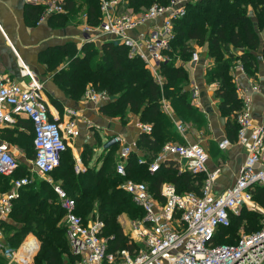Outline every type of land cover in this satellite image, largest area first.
Returning <instances> with one entry per match:
<instances>
[{"label":"trees","instance_id":"16d2710c","mask_svg":"<svg viewBox=\"0 0 264 264\" xmlns=\"http://www.w3.org/2000/svg\"><path fill=\"white\" fill-rule=\"evenodd\" d=\"M169 2L125 0L127 7L135 13L155 4L167 5ZM83 4L86 5V14L82 16L87 17L90 26H99L102 21L101 0H83ZM64 8L67 14L64 12L58 14L60 17L54 16L64 22L62 25L69 13L77 18L81 11L75 0H65ZM186 8V16L175 21V38L166 52L168 61L161 65L162 84L154 78L141 58L132 56L126 47L113 42H105L101 46L85 43L81 48L70 43L58 54H52L47 62L46 72H55V86L69 99L81 101L88 88L105 91L112 99L100 109L103 115L124 122L133 113L141 123L152 125V132L142 133L136 144L144 154V162L140 164V158L133 153L127 171L128 178L146 183L156 197H159L163 183L173 184L179 194H200L206 180L204 173L180 172L175 160L162 163L155 173L149 170L167 143H184L164 110V102L172 115L185 125L202 128L207 124L187 89L188 73L177 61H189L196 47L207 48L208 57L214 64L207 69L206 79L209 84L217 86L216 97L220 101L221 115L226 120L227 137L236 143L239 131L237 115L242 109V102L234 71L238 65H242L246 75L257 80L260 62L264 59V0H196L189 2ZM43 9L36 7L38 16ZM65 61L67 67L57 72ZM51 101L60 107L56 100ZM20 120L16 125L21 128L23 124L27 131H31L30 145L35 152L32 124L29 120V123ZM17 131L5 129L3 138L11 140L15 135L23 134V130ZM117 151L118 146H112L107 154L102 155L101 167L92 168L89 163L94 151L90 145H86L81 155L86 170L78 172L76 159L71 148H68L62 155L60 166L51 174L55 184H59L69 197L76 200L77 214L85 223L96 218L104 222V235L114 237V250L132 248L118 217L122 214L131 220L144 217L143 211L120 188L124 180L116 173ZM28 170L20 162L13 176L0 175L2 194L11 191L15 180L28 177ZM253 199L264 208V186L254 190ZM64 215L65 210L52 184L33 181L24 186L13 202L9 220H0L4 231L13 232L7 238L10 245L7 251L17 252L27 237L33 236L42 244L36 264L75 263L76 257L71 252L66 228L61 223ZM262 218L260 212L244 208L239 216L231 218L229 227L219 230L215 243L235 245L237 227L244 223L247 234L257 232L262 227ZM223 234H231L232 243L222 242L226 241Z\"/></svg>","mask_w":264,"mask_h":264},{"label":"built area","instance_id":"2783aa9c","mask_svg":"<svg viewBox=\"0 0 264 264\" xmlns=\"http://www.w3.org/2000/svg\"><path fill=\"white\" fill-rule=\"evenodd\" d=\"M25 1L42 6L46 15L65 11L61 1ZM193 1L196 0H170L167 5L155 4L135 13L127 7L125 0H101L102 21L97 27H85L86 42L123 45L132 56L141 58L154 78L162 84L160 69L168 61L166 52L175 38V21L186 16V6ZM146 25L148 30L140 32ZM15 54L23 75L22 81L9 75H0V175L13 176L20 167L19 159L2 138L1 132L15 126L20 119H27L33 127L36 152L30 164L31 170L41 176H51L60 166L63 153L80 137L79 112L66 109L63 119L51 118L45 82L16 50ZM189 61L190 64L199 63L200 53L195 51ZM240 72L246 75L242 65H238L234 71L238 96L242 102V109L237 115V141L233 143L225 136L218 147L225 152L237 144L245 150L246 159L235 184L223 193L215 194L213 189L222 168L209 170L210 155L199 142L167 143L149 170L155 173L162 163L175 158L183 163L184 170L206 175L201 193L179 194L173 184L163 183L159 197H156L146 183L128 178L127 164L138 149L136 143H127L119 134L105 141V152H109L112 146H118L116 173L124 180L120 188L144 213L142 219L129 222V243L132 248L114 250V237L104 235V222L96 219L85 223L77 214L76 200L69 197L52 178L48 179L65 210L61 223L66 228L69 244L76 257L75 264H264V208L253 199L254 190L264 186V125H255L252 116L253 94L263 90L254 79L251 80L250 91L239 84L237 74ZM192 96L193 99L197 98V90ZM85 98L93 103L112 99L107 92L93 88L88 90ZM163 105L176 131L184 136L185 124L172 115L165 102ZM140 130L150 134L152 125L141 123ZM143 162L140 158L139 163ZM31 182L29 177L17 179L11 191L0 197L1 221L9 218L13 202L19 197V190ZM244 208L263 214L261 229L243 234L235 245H217L215 240L219 230L229 227L231 218L239 216ZM2 234L0 226V236ZM32 238L38 245L31 257H18L28 238L17 252H10L17 263L30 264L33 260L39 241Z\"/></svg>","mask_w":264,"mask_h":264},{"label":"crops","instance_id":"0c3cea01","mask_svg":"<svg viewBox=\"0 0 264 264\" xmlns=\"http://www.w3.org/2000/svg\"><path fill=\"white\" fill-rule=\"evenodd\" d=\"M53 1H61L65 4V0ZM75 4L77 8L81 10L78 14L79 17L74 18L73 15L69 13L68 16H65L68 17L65 18V24L62 25L64 22L62 23L61 19L58 20L54 18L56 15L59 16L58 14L46 15L45 9H43V13L38 16L36 7H42L40 5L31 4L25 0H0V75H9L17 81H22L23 75L21 70H19V62L15 54L16 50L30 68L37 73L41 80L44 81L48 79L53 81L55 72H46V70H48L47 62L49 57L52 54H58L60 50H63V48L70 43L77 44L78 48H81L83 44L87 43L84 37V30L86 26L90 25L87 22V17L82 16V14H86V5L83 4V0H75ZM67 13L66 11L65 14ZM148 28V25H146L139 31L143 32L148 30ZM96 45L101 46L102 43H97ZM45 46L50 47L47 48ZM196 51L200 53L201 61L199 63L190 64V61L183 62L181 59L177 62L179 65H183L188 73L189 86L187 89L190 91L191 96L194 91L197 90V98L193 99V96L191 98L193 99L195 107L205 116L207 124L202 128H198L193 124H187L185 125L186 132L184 136L177 133L184 141V144L188 141L198 142V136L200 137V144L204 146L210 155L208 164L209 170L213 171L218 167L222 168L221 176L213 187L215 194H221L235 184L238 172L245 162L246 152L237 144L225 152L221 151L218 147L219 142L227 136V131L226 120L222 117L220 112V101L216 97L217 86L209 84L206 79L207 69L211 67L214 62L208 57L207 48L196 47ZM64 67H67V61L57 69V72ZM237 76L239 84L245 86L250 91L252 79L241 72L237 74ZM256 82L262 86L263 91L253 94L252 116L255 125L262 126L264 125V59L260 62L259 77ZM89 89L90 88L87 89L86 93ZM53 90L52 95L46 92L51 118L63 119L66 109H73L79 112L78 119L81 134L80 137L74 141V144L70 146L77 162L76 169L78 172L86 170V166L81 160V155L86 145H90L94 151V156L89 163L90 167L99 168L101 167L100 160L102 155L107 154L104 150L105 141L110 139L111 136L119 134L126 139L127 143L137 144L142 134L140 130L141 122L138 116L130 113L124 122L120 119H112L103 115L100 110L109 102H89L85 98L86 93L80 102H72L57 87L56 89L53 88ZM51 99L56 100L60 107H56ZM21 120L24 123H29L27 119ZM9 129L18 130L17 132H22L19 130H23V132L27 131L26 126L23 124L21 128L15 125L9 127ZM3 132L4 130L1 132L2 138ZM16 136L17 135H15V137ZM4 140L10 145L12 152L19 161L27 162L25 155L21 153L20 148L15 143H12L9 139ZM99 141L101 145L99 144V146H97ZM134 153L137 154L139 158L144 157L143 152L139 149ZM170 160H175L179 164L180 172L184 171L182 162L175 158H171ZM117 163L118 154L116 167ZM2 195L0 187V197ZM7 220H9V218ZM120 223L129 224V219L120 220ZM12 234L13 232L8 233L3 229L0 242L5 244L6 239ZM30 237L31 238L27 237L28 239L23 244L20 251L31 253L33 252V245L37 247V241L32 238L33 236ZM18 257L23 259L21 255H18ZM5 264H7V262ZM8 264L19 263L9 261Z\"/></svg>","mask_w":264,"mask_h":264},{"label":"rangeland","instance_id":"374dc122","mask_svg":"<svg viewBox=\"0 0 264 264\" xmlns=\"http://www.w3.org/2000/svg\"><path fill=\"white\" fill-rule=\"evenodd\" d=\"M79 17V16H77ZM20 70V68H19ZM26 79V78H25ZM27 80V79H26ZM71 100V99H70ZM72 102H75L73 100H71ZM80 102V101H79ZM90 102V101H89ZM107 117V116H106ZM112 119H118V118H112ZM31 138H32V134H31V131H26V132H23V134H20V135H17L16 137H13L10 141H12V143H15L19 148H20V151L22 154L25 155V158L27 159V162H23V165L27 166L28 167V177L33 181H36V182H39V181H47L48 182V179L50 178H54V176H41L40 174H37L36 172L32 171L31 170V162L33 161L34 159V150L33 148L31 147ZM198 139H199V143H201V140H200V137L198 136ZM97 142V141H96ZM74 144V142L72 143ZM100 144V141L98 143L97 146H99ZM101 145V144H100ZM72 150V149H71ZM118 154V152H117ZM117 157V156H116ZM219 158V157H218ZM117 161V158L115 160V162ZM21 162V161H20ZM54 180V179H53ZM262 214V213H261ZM263 216V214H262ZM96 218V217H95ZM97 219V218H96ZM125 219H129V222H130V218L126 215V214H122L121 216L118 217V222H120V220H125ZM93 219H90L89 221H92ZM263 220V218L261 219V221ZM120 225L122 226L123 230H124V233L129 237V234H130V224H124V223H120ZM247 231V228H246V225L243 223L241 225H239L236 229V240L235 242H237V240L243 235L245 234ZM225 234H223L222 236H224ZM229 238V240H228ZM225 240H222V242L224 243H232L231 240H232V235L231 234H226L225 235ZM36 242V241H35ZM10 245L7 244V239H6V243L5 244H2L0 242V258H1V261H0V264H5L7 262V264L9 263V261H12V262H17L13 256L14 254L13 253H9L7 252V247H9ZM34 248H36L35 245H33ZM41 247H42V244L39 242V247H38V250L37 252L35 253L34 257H33V260L31 261L30 264H36V258L38 256V254L40 253V250H41ZM71 248V246H70ZM35 251V249H34ZM33 251V252H34ZM33 252H31V254H33ZM71 252H72V249H71ZM75 262H76V258H75ZM75 264V263H73Z\"/></svg>","mask_w":264,"mask_h":264},{"label":"water","instance_id":"95a60500","mask_svg":"<svg viewBox=\"0 0 264 264\" xmlns=\"http://www.w3.org/2000/svg\"><path fill=\"white\" fill-rule=\"evenodd\" d=\"M87 35L85 34V36L84 37H86ZM45 47H50V46H45ZM44 82H45V90H46V92L49 94V95H52V93H53V88H55L56 89V86H55V84H54V82L53 81H50V80H48V79H45L44 80Z\"/></svg>","mask_w":264,"mask_h":264},{"label":"bare ground","instance_id":"6f19581e","mask_svg":"<svg viewBox=\"0 0 264 264\" xmlns=\"http://www.w3.org/2000/svg\"><path fill=\"white\" fill-rule=\"evenodd\" d=\"M19 255L23 256V259L32 256L31 253H29V252H25V251H20V252H19Z\"/></svg>","mask_w":264,"mask_h":264}]
</instances>
